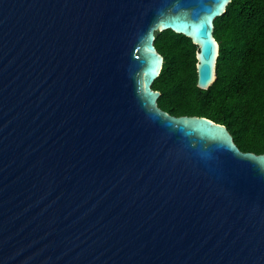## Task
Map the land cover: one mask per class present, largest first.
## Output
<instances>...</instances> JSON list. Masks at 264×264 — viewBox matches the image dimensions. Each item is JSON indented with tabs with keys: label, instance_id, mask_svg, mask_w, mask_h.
<instances>
[{
	"label": "water",
	"instance_id": "95a60500",
	"mask_svg": "<svg viewBox=\"0 0 264 264\" xmlns=\"http://www.w3.org/2000/svg\"><path fill=\"white\" fill-rule=\"evenodd\" d=\"M231 1L0 0V264H264V153L152 87Z\"/></svg>",
	"mask_w": 264,
	"mask_h": 264
},
{
	"label": "trees",
	"instance_id": "16d2710c",
	"mask_svg": "<svg viewBox=\"0 0 264 264\" xmlns=\"http://www.w3.org/2000/svg\"><path fill=\"white\" fill-rule=\"evenodd\" d=\"M220 44L217 79L197 86L198 47L183 34L166 30L155 45L164 56L152 87L159 106L174 116H204L227 126L245 152L264 153V0H232L215 19Z\"/></svg>",
	"mask_w": 264,
	"mask_h": 264
}]
</instances>
